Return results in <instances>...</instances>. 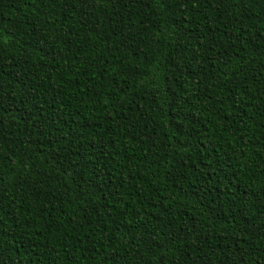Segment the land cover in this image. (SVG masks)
I'll use <instances>...</instances> for the list:
<instances>
[{
	"label": "trees",
	"instance_id": "16d2710c",
	"mask_svg": "<svg viewBox=\"0 0 264 264\" xmlns=\"http://www.w3.org/2000/svg\"><path fill=\"white\" fill-rule=\"evenodd\" d=\"M0 264H264V0H0Z\"/></svg>",
	"mask_w": 264,
	"mask_h": 264
}]
</instances>
